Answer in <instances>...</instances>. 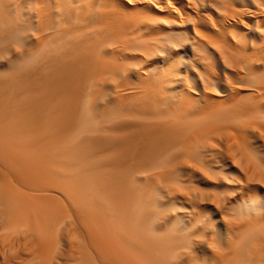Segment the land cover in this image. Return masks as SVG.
Instances as JSON below:
<instances>
[{
  "label": "bare ground",
  "instance_id": "bare-ground-1",
  "mask_svg": "<svg viewBox=\"0 0 264 264\" xmlns=\"http://www.w3.org/2000/svg\"><path fill=\"white\" fill-rule=\"evenodd\" d=\"M0 264H264V0H0Z\"/></svg>",
  "mask_w": 264,
  "mask_h": 264
}]
</instances>
